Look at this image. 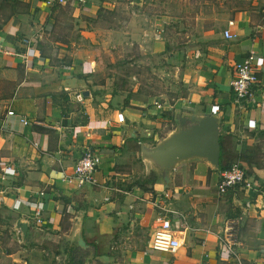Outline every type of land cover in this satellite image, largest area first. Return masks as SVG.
Instances as JSON below:
<instances>
[{
  "label": "crops",
  "instance_id": "obj_1",
  "mask_svg": "<svg viewBox=\"0 0 264 264\" xmlns=\"http://www.w3.org/2000/svg\"><path fill=\"white\" fill-rule=\"evenodd\" d=\"M127 4L146 3L88 0L82 7L73 2L48 7L43 0H0V167L15 169L0 179V264H31L34 257L46 261L42 253L54 241L65 251L52 250L49 264H56L61 253L64 258L79 256L70 239L81 214V235L94 247L93 258L83 262L81 256V264H234L216 240L224 219L232 216L237 218L242 263L264 264V64L242 106L234 103L229 87L235 61L248 51L264 58V7L260 15L241 10L225 17L222 28L228 20L234 22L232 40L222 38V28L216 35L213 25H197L193 31L205 50L167 54L159 99L143 85L138 91L135 85L134 97L127 98L108 78L97 76L92 58L74 53L78 42L105 47L99 31L111 28L96 26L100 16L119 15ZM139 20L122 25L117 37L127 41V32L140 33L139 49L163 55L162 38ZM26 47L33 49L32 57H24ZM78 94L80 102L75 101ZM153 100L161 109L151 105ZM183 109L217 112L222 160L236 159L252 189L234 187L220 194L219 169L203 161L180 163L165 191L184 216L174 229L181 243L171 254L161 253L149 248V240L155 216L151 202L164 190L155 182L144 184L148 191L133 184L150 174L138 157L137 143L162 138L175 112ZM248 121L253 128L246 126ZM86 149L99 157L96 184L76 187L63 181ZM34 212L40 216L39 227ZM17 221L27 224L22 236ZM13 236L20 246L6 248L3 242ZM32 249L41 254L30 253Z\"/></svg>",
  "mask_w": 264,
  "mask_h": 264
},
{
  "label": "rangeland",
  "instance_id": "obj_2",
  "mask_svg": "<svg viewBox=\"0 0 264 264\" xmlns=\"http://www.w3.org/2000/svg\"><path fill=\"white\" fill-rule=\"evenodd\" d=\"M145 3L142 7L127 4L126 9L116 16L103 13L100 16L102 19H99L96 26L113 30L99 31L100 38L106 46L92 47L88 42H78L79 48L74 50L77 56L85 60L92 58L97 76L103 80L108 78V83L120 94L125 93L127 98L134 97L132 89L135 85L139 87L136 91L143 85L145 91L152 94L150 96L162 99L160 95L164 92L165 82L161 72L164 70L163 60L167 54L174 50H180L182 53L205 50L196 40L199 35L193 31L197 25L201 24L204 28L213 25L216 35H219L217 33L222 28L225 17L230 16L231 13L249 10L260 15L264 7V0H145ZM135 18L145 23L150 33L154 32L162 38L165 43L163 55H157L152 48L139 49L137 41L140 40V33L127 32V41L125 38L117 37L122 25H126L130 19L134 21ZM123 35L121 34L122 37ZM142 36L146 35L142 34ZM149 81L150 85L147 86ZM3 243L6 248L14 249L20 246V242L14 236L13 239L9 238ZM60 244L59 241H54L49 251L42 253V255L46 254V261L34 257L35 260L31 261V264H49V259L51 260L53 256L52 250L59 247L60 252L65 251L64 246ZM37 252L35 249L30 250V253H36L37 256L41 254ZM81 256L82 253L73 262L81 264ZM57 259L56 264H67L65 261L67 258H64L62 253ZM1 263L6 264L4 260ZM87 264L101 263L88 261Z\"/></svg>",
  "mask_w": 264,
  "mask_h": 264
},
{
  "label": "built area",
  "instance_id": "obj_3",
  "mask_svg": "<svg viewBox=\"0 0 264 264\" xmlns=\"http://www.w3.org/2000/svg\"><path fill=\"white\" fill-rule=\"evenodd\" d=\"M48 7L63 4L65 2H73L78 6H84L88 0H43ZM133 2L134 0H122ZM233 20H228L227 24L221 30V36L225 40H232L236 34L232 31ZM22 43L28 45L27 39H22ZM33 49L26 47L24 57H32ZM264 64V58L252 51L245 53L243 57L235 61L232 67V76L229 81V87L232 93L233 101L239 107L249 100L253 94L255 86L258 84V72ZM82 97L78 94L75 96V101L80 102ZM151 105L158 110L161 109L157 100H153ZM212 111V113H214ZM6 114H12V111H7ZM23 124H27L26 119L20 118ZM246 126L253 128V122L248 121ZM99 157L90 149H86L72 165L71 172L65 174L62 180L67 183H72L73 186L93 185L96 184L94 172L98 166ZM15 169L11 165L0 167V179H5L6 176L13 175ZM251 182L245 174L243 168L238 161H233L225 169L219 171L216 189L218 193L223 194L230 188L242 187L252 189ZM171 193L163 191L156 194L151 204L155 210V216L152 223V235L149 240V248L153 251L161 253H172L180 245L181 241L176 236L174 231L176 222L184 221L183 214L171 203ZM245 206H249L246 202ZM35 225H41V219L38 212H34ZM237 218L227 217L224 219V225L221 232H217V245L227 253V256L234 264H243L239 252L237 250Z\"/></svg>",
  "mask_w": 264,
  "mask_h": 264
},
{
  "label": "water",
  "instance_id": "obj_4",
  "mask_svg": "<svg viewBox=\"0 0 264 264\" xmlns=\"http://www.w3.org/2000/svg\"><path fill=\"white\" fill-rule=\"evenodd\" d=\"M220 118L217 112L197 114L190 110L176 111L171 129L151 144L138 142V157L149 173L155 177L161 190L169 188L173 169L182 162L203 161L212 170L218 169L220 146L218 143ZM133 138L139 134H130ZM82 217L71 232V243L83 254V262L94 256V247L87 245L81 235ZM27 224L17 221L15 228L22 236Z\"/></svg>",
  "mask_w": 264,
  "mask_h": 264
},
{
  "label": "trees",
  "instance_id": "obj_5",
  "mask_svg": "<svg viewBox=\"0 0 264 264\" xmlns=\"http://www.w3.org/2000/svg\"><path fill=\"white\" fill-rule=\"evenodd\" d=\"M223 136L219 135L218 136V143H219V146H220V158H219V165H218V169L219 170H222V169H225L229 166V164L233 161H237L236 159H233L232 157H234L235 155L231 156L230 158H232L231 160H228V161H223L222 160V156H223ZM148 182L149 184H152L153 182H155V177L152 173L149 174V176L146 178V179H143L142 181H137L133 184H135L136 186H138L139 189L141 190H144V191H148L149 189L146 188L144 186V184ZM77 257V255H68V259L66 261L67 264H78V262H73V260L75 261V258ZM52 264H55L54 261H52Z\"/></svg>",
  "mask_w": 264,
  "mask_h": 264
}]
</instances>
